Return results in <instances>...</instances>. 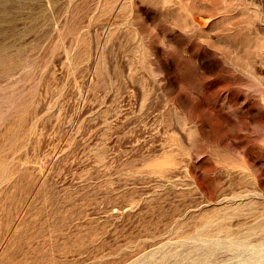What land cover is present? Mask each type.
<instances>
[{
    "label": "rangeland",
    "instance_id": "obj_1",
    "mask_svg": "<svg viewBox=\"0 0 264 264\" xmlns=\"http://www.w3.org/2000/svg\"><path fill=\"white\" fill-rule=\"evenodd\" d=\"M0 264H264V0H0Z\"/></svg>",
    "mask_w": 264,
    "mask_h": 264
}]
</instances>
